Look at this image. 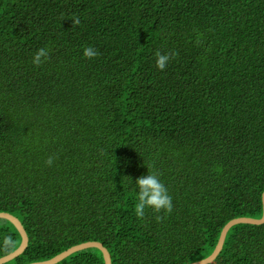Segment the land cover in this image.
<instances>
[{
	"label": "trees",
	"instance_id": "1",
	"mask_svg": "<svg viewBox=\"0 0 264 264\" xmlns=\"http://www.w3.org/2000/svg\"><path fill=\"white\" fill-rule=\"evenodd\" d=\"M157 51L175 54L163 71ZM148 171L174 207L139 219ZM263 193L264 0H0V213L29 237L9 264L89 242L112 264H191L230 221L262 218ZM21 243L0 220V258ZM211 264H264V225L233 227Z\"/></svg>",
	"mask_w": 264,
	"mask_h": 264
},
{
	"label": "clouds",
	"instance_id": "2",
	"mask_svg": "<svg viewBox=\"0 0 264 264\" xmlns=\"http://www.w3.org/2000/svg\"><path fill=\"white\" fill-rule=\"evenodd\" d=\"M73 26L80 24V18L78 16L72 19ZM49 50L47 48H40L36 51L32 63L35 66H40L45 60H47ZM84 57L93 59L99 55L97 50L93 46H88L83 51ZM173 54H161L159 51L156 53V67L163 71L166 69L167 64L174 58ZM43 58V59H42ZM54 157L50 156L45 161L47 166H51L54 162ZM129 178V177H128ZM130 181L131 178H129ZM136 192V204L135 215L139 219H143L145 216V209L151 208L155 213L170 214L173 211L172 196L165 184L161 181L160 176L155 171H148L147 175H142L135 180ZM260 203L264 205V195L260 197ZM165 217L161 215L156 216L157 221H162ZM4 249L7 251L14 250L16 248V241L12 237H5L3 242Z\"/></svg>",
	"mask_w": 264,
	"mask_h": 264
},
{
	"label": "water",
	"instance_id": "3",
	"mask_svg": "<svg viewBox=\"0 0 264 264\" xmlns=\"http://www.w3.org/2000/svg\"><path fill=\"white\" fill-rule=\"evenodd\" d=\"M264 195V193H263ZM0 220H7L9 221L19 232V234L21 235L22 238V243L20 245V247L14 251L13 253L4 256L2 258H0V264H8L9 262H12L13 260L17 259L18 257H20L21 255H23L25 253V251L27 250L28 246H29V237L28 234L22 224V222L15 217L14 215L7 213V212H1L0 213ZM242 224H248V225H264V205H263V216L260 219H254V218H247V217H242V218H237L234 219L232 221H230L228 224H226V226L223 228L218 244L214 250V252L207 258L203 259V260H199L197 262H193L191 264H211L213 263L217 257L220 255V253L222 252L223 248H224V244L227 238V235L229 233V231L237 226V225H242ZM98 249L102 252L103 256H104V260H105V264H112V258L111 255L108 251V249L99 242H89V243H84L78 246H75L59 255H57L56 257L48 260V261H44V262H37V263H33V264H59L61 261L65 260L66 258L70 257L71 255L77 253L78 251L84 250V249Z\"/></svg>",
	"mask_w": 264,
	"mask_h": 264
},
{
	"label": "rangeland",
	"instance_id": "4",
	"mask_svg": "<svg viewBox=\"0 0 264 264\" xmlns=\"http://www.w3.org/2000/svg\"><path fill=\"white\" fill-rule=\"evenodd\" d=\"M9 263H12V262H9ZM9 263H8V264H9Z\"/></svg>",
	"mask_w": 264,
	"mask_h": 264
}]
</instances>
